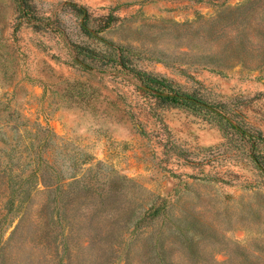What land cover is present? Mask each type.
Listing matches in <instances>:
<instances>
[{
  "label": "rangeland",
  "instance_id": "obj_1",
  "mask_svg": "<svg viewBox=\"0 0 264 264\" xmlns=\"http://www.w3.org/2000/svg\"><path fill=\"white\" fill-rule=\"evenodd\" d=\"M0 264H264V0H0Z\"/></svg>",
  "mask_w": 264,
  "mask_h": 264
},
{
  "label": "trees",
  "instance_id": "obj_2",
  "mask_svg": "<svg viewBox=\"0 0 264 264\" xmlns=\"http://www.w3.org/2000/svg\"><path fill=\"white\" fill-rule=\"evenodd\" d=\"M123 61V55L120 54L118 56V62H122ZM152 82H154V88L157 89V95L156 98L162 102L163 104L166 105H172V106H195L197 104V102L195 101L194 98H192L191 96H186L184 94H180L177 91H169V93H166V89L164 86V83L162 81L156 80V79H151ZM207 107V106H206ZM207 111H209L210 113L217 114L214 110L206 108ZM234 128H237L236 126H233Z\"/></svg>",
  "mask_w": 264,
  "mask_h": 264
}]
</instances>
